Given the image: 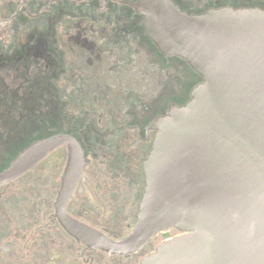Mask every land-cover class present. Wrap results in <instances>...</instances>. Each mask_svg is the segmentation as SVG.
<instances>
[{
  "label": "flooded vegetation",
  "instance_id": "1",
  "mask_svg": "<svg viewBox=\"0 0 264 264\" xmlns=\"http://www.w3.org/2000/svg\"><path fill=\"white\" fill-rule=\"evenodd\" d=\"M242 1L264 11V0ZM140 23L115 0H0V173L35 145L73 139L81 177L65 212L117 240L130 232H111L135 222L136 183L156 134L150 126L202 83L184 60L159 53ZM67 159V145H56L0 187V264H130L151 254L149 241L130 258H109L65 233L54 202ZM105 184L103 204L112 212L102 217L88 199Z\"/></svg>",
  "mask_w": 264,
  "mask_h": 264
},
{
  "label": "water",
  "instance_id": "2",
  "mask_svg": "<svg viewBox=\"0 0 264 264\" xmlns=\"http://www.w3.org/2000/svg\"><path fill=\"white\" fill-rule=\"evenodd\" d=\"M115 1L141 17L159 53L184 60L202 78L186 105L150 126L156 134L130 233L112 239L66 214L82 166L71 138L25 151L0 173V187L66 144L54 217L84 251L127 259L167 235L139 264H264V11L188 15L170 0Z\"/></svg>",
  "mask_w": 264,
  "mask_h": 264
},
{
  "label": "trees",
  "instance_id": "3",
  "mask_svg": "<svg viewBox=\"0 0 264 264\" xmlns=\"http://www.w3.org/2000/svg\"><path fill=\"white\" fill-rule=\"evenodd\" d=\"M171 2L182 12L188 15H200L210 10H218L221 8H232L234 10L246 8V4L242 0H171ZM144 184L142 180L136 183L135 202L138 203L143 193ZM137 212V211H135ZM133 218V216H132ZM163 239L169 237L167 235L161 236ZM98 264H101L98 263Z\"/></svg>",
  "mask_w": 264,
  "mask_h": 264
},
{
  "label": "rangeland",
  "instance_id": "4",
  "mask_svg": "<svg viewBox=\"0 0 264 264\" xmlns=\"http://www.w3.org/2000/svg\"><path fill=\"white\" fill-rule=\"evenodd\" d=\"M115 185H118V184H115ZM94 189L95 190H93V196L94 197H92L91 199H88V201H89V204L91 205V207L93 208V210L95 209V210H98L99 212L101 211L102 212V214H101V216L103 217V216H107L109 213H111L112 211L108 208V206L106 205V203H104L103 204V198H102V196H103V194H104V191L107 189L106 188V184L104 185V187L103 188H98V191H96V188L94 187ZM129 192V191H128ZM127 195V194H126ZM130 200H131V198L129 197V198H125V200H123L124 202H123V206H125V207H128V211H126V210H124V216H130L129 215V213H131V211H133L134 210V205H132L131 203H130ZM100 212V213H101ZM133 214H134V211H133ZM121 223H122V221H121ZM130 230H131V227H129V228H127L126 230H124V231H112L111 233H113V234H117L119 237H121V236H123V235H125L126 233H128V232H130ZM172 234H174V233H172ZM171 234V235H172ZM163 240V238H155V239H153V240H151L149 243H148V249H152V248H154L156 245H158L161 241ZM66 255H67V253H66ZM145 256V252H142V253H140V254H138V255H136V257L131 261V263L130 264H138L139 263V261L143 258ZM68 257V256H67ZM67 259V258H66ZM66 263L67 264H69V260L67 259V261H66Z\"/></svg>",
  "mask_w": 264,
  "mask_h": 264
}]
</instances>
